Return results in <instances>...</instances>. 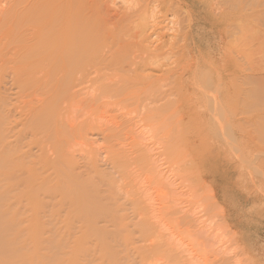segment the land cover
<instances>
[{
    "label": "bare ground",
    "instance_id": "1",
    "mask_svg": "<svg viewBox=\"0 0 264 264\" xmlns=\"http://www.w3.org/2000/svg\"><path fill=\"white\" fill-rule=\"evenodd\" d=\"M114 1L116 4L117 0H6V6L0 1V215L3 217L5 216L4 218L10 216V221H8V223L5 222L6 225L9 224V227L6 226V229L4 228L5 231L7 228H10L11 232L12 228V232L14 229V231L16 230L19 233H23L21 234V237H23L22 239H24L23 235H25V238L28 237L26 235H29V237H35L31 243L32 245L34 244L37 246V248L42 247L41 249L44 251L42 256L43 264H134L136 257L126 253V248L125 251L120 249L121 243H123V241L124 243L128 242L129 240L128 238L127 241L121 238V236L124 238L123 235H125L126 229L129 227V224L125 223L126 220L130 218L128 214L129 210L131 211H129L131 215H141L143 220L140 216L138 217L139 222L142 220L138 224L139 227H141L142 231L145 233H151L148 236L149 239L153 238L152 241H148L151 243V246L145 248V251L141 252V257H150L154 254H157L158 256L153 260L154 263L147 264H157V262L159 264L160 261L165 260H172L173 262H171L173 264H182L181 262H183L182 260H179L181 257L180 254L182 253L178 256L175 254L177 253V248L179 249L177 246L180 244L173 246L174 244L170 243L173 241L172 239H170V242L167 241V234L165 235L166 240L161 238L162 235L160 234L163 232L162 229H165L166 227L163 228L164 226H162V229H160V225L158 224L159 221H154L157 215L154 212L155 208L153 205H150L152 198L151 196L146 195L148 192L144 191V188L141 185L143 181L140 183L144 178L141 179V177L147 175L145 178L151 180V186L156 182V187H158V185L160 188L162 187L161 193L164 195L162 184L165 183V180L163 181V179H161V172H159L157 166H154L153 164L157 162L153 161V156L150 155L151 152H149V149L150 151L152 150L150 147L152 146L150 140V146L146 145V142L143 140V144H141L140 141L142 138L140 139L136 132H134V136L132 135V129L135 127L132 125L133 128H131L130 122L133 120L130 121L127 119L131 132L129 131L130 128L126 126L128 128L127 131H129L126 134V128L123 129L126 121H121V123H124L121 125L119 124L121 119L119 120L120 117H118L119 123H115L117 121V116H120V114L123 116V113H118L116 117V114H114L113 117H111V120L112 118L115 119L110 121V115H108V113L111 112L110 114L112 115V112H117L114 111V107L115 109L116 107H121L123 108V111L125 110L124 108H128L129 106L132 108L133 106L134 108H139V112L142 109V112H140L139 115L142 120L147 121L149 127L152 124L151 128L153 126L155 128L156 125V127L160 129V133L164 129L162 132L164 135H161L163 138L161 137V141H158L159 143H157L163 148V152L172 153L173 151H180V149L181 151H194L201 162L207 165L208 168H206L209 171L208 178L212 180L211 182H230L236 177L229 175L232 168L235 169L238 165H231L222 157L223 152L229 150L234 151V149L237 148V143H239L236 133L241 126V121L238 119L240 104L237 98V82L231 77V72H233L235 68L233 61L235 60L236 55L234 56L229 52L227 42L223 39L221 31H218L216 27L210 24L211 22L220 19V17L216 16L217 10L208 13L206 10L201 9L197 3H190V5H187V11L185 10L187 12L185 13L188 14V17L190 18V25L188 28L185 27V30H178V34H175V37L182 36L183 44L181 45V51L183 58L180 61L181 65L179 66L182 67H180L181 70L183 69L185 71L184 74L188 77L187 80H195L198 77L197 80H200L201 78V81H204L205 84H208L209 80L212 85V81H210L212 79L215 82L214 86L212 85L213 87H210V89L208 87L204 89L206 85L203 87L198 86V89L194 92L189 87H183L180 89V96L185 94L188 95L187 100H189V103L184 106V103L176 104V101L174 102V99L172 98L173 96L175 98V91L172 86V76L174 75L171 59L172 54L161 53L162 51H160L161 48H159V46H149L147 47L148 50H145L146 53H144V59H146L147 62L144 60L145 64H142L141 62V65H139L138 62L135 61V58L139 57H132V55L134 50V55H136V44L138 45V42L146 35L143 32L141 33V36L139 34V36L137 35L134 37L135 32L133 31L130 33H133V37L128 38V32L133 30L132 19L134 18L135 13L139 14V8L138 10L134 9L137 10V12L130 13L129 9L126 10V5L129 8L130 4L128 6V3L126 2V5L124 4L125 8L123 4V7L120 6L117 8ZM122 1L124 2V0ZM171 1L172 0H168L165 3L168 4ZM135 2L133 1L132 3ZM155 2H160V0L154 2L153 0H150V3H147L145 7L149 9L151 6L153 7ZM176 2L180 1L176 0ZM247 2L249 3V0ZM111 4H114L115 7L111 6ZM240 4L241 3H239V5ZM131 5L133 7V4ZM162 5L160 4V7ZM250 5L251 4H248L247 7ZM143 10H141V12H144ZM177 12L179 11L177 10ZM137 14L135 17H137ZM219 15L222 16V14ZM138 16L141 17L140 14ZM139 17H137L138 20ZM137 18H134L136 22ZM143 18L145 19V16ZM144 19L141 23L144 22ZM162 23H158L156 28L159 30H171L169 25H164L165 22ZM185 23L187 22L185 21ZM137 24L136 25L139 28L140 21L137 22ZM242 24L240 25L241 28L239 27V31L240 29L243 31ZM136 25L135 31L137 32L139 29H137ZM144 25L146 27L148 24L144 23ZM244 25H246V23H244ZM129 26H132V29H128L130 28ZM147 27L150 28V26ZM247 27L250 26L248 25ZM141 28H143V26H141ZM230 29L232 28L230 27ZM236 29L235 32H237ZM149 33L151 35V32ZM126 36L133 44L138 41L134 46L131 43V49L128 48L131 44L128 43L129 40L126 39ZM175 37L169 39V43L173 41ZM131 38H138L140 40L132 41L133 39ZM234 40H237V38ZM142 42H140L138 51L139 56L140 52L144 51V42L143 44ZM146 42H148L147 39ZM248 46L249 45H247V47ZM127 49L128 54L131 53L132 55L127 54ZM129 50H132L133 53ZM239 56L240 55L238 54V57ZM251 57L252 56L249 57V60ZM139 59L140 60H137H143L142 58ZM241 59L242 58H240V60ZM207 65L210 67V79H207L209 78L208 75H210L208 72L209 70H204L202 72V69H207ZM151 67H155V70L159 69L164 73L162 79L157 81V74L155 75L153 72L151 74L146 71L148 68L151 69ZM141 69L147 73L144 75L140 74L141 72L139 73V71ZM198 70L199 73L202 72V74L205 73V75L206 72L208 73L205 80L203 79L205 76H197ZM160 75L161 73L159 74V77ZM231 78L232 81L227 83L226 81ZM249 80L251 81V79ZM196 81L194 82L196 83ZM192 83L189 84L190 87L194 85ZM243 84L245 86V83ZM112 107L113 111H110L109 109ZM127 108L125 112H129V109H132L128 108L127 110ZM118 111L120 112L121 110ZM132 113L129 112V114ZM134 113L138 115V111H135V109ZM106 114L109 117L108 119L105 117ZM125 114L128 113H124V116ZM133 114L131 119H133V117L140 118L135 115L133 116ZM176 114H183L186 117L194 115L197 121L195 129L187 133H182L183 130L181 126L179 128L177 127L180 125H177L178 121H176V126H174L175 123L173 119L177 117ZM137 118L134 120L137 121ZM139 121L141 122V120ZM143 123L144 122H142V124ZM157 123L159 125H157ZM160 127L163 129L161 130ZM139 129L138 131H140ZM153 130L154 129H152V131ZM94 131L103 135L105 144L103 145L102 142L101 145L104 147L100 145L98 147V140L96 144L93 143L96 140H92L93 142L90 141L89 136L92 135ZM252 132H255V128L251 133ZM156 134L159 133H155L153 139H160V136L158 137ZM224 134H227V138L229 135L233 140L224 141ZM252 135L254 136L255 134ZM262 135H264V132ZM132 136L136 139L138 137L140 141L133 139ZM155 136L157 138H155ZM259 136L261 137V135ZM147 137L149 136L147 135ZM221 140H223L224 143L227 142L225 143V146H222L223 143ZM152 142L151 139V143ZM201 143H204L203 149L201 148ZM153 144H156V142L154 141ZM241 144L243 145L244 142ZM156 146L153 145L154 148ZM209 147L212 148L209 149ZM238 149H240V147ZM161 152L162 151H160V153ZM236 152L234 156L239 153V150L238 153ZM241 153H239L240 155H237V158L238 156L241 157L243 154ZM154 154L153 151V155ZM242 157H244V155H242ZM259 157L257 156V159H259ZM244 159H246V157ZM251 160L249 164L250 166L252 165ZM177 162H172V171H177L173 169L174 164ZM183 162L184 161H182V164ZM100 163L105 164L106 166L111 165L110 172L101 170ZM241 164L243 163L241 162ZM243 165H245V161ZM254 165L255 162L253 160V170L258 169L259 173L264 171V165L257 167ZM169 168L170 167H168V169ZM245 168L243 167V169ZM189 172L192 174L191 170ZM255 172L257 174V171ZM160 174L161 177H159ZM247 174L248 173L246 172L245 175L247 176ZM252 174L254 177H250L251 173L249 176L251 178H249V180L251 181L258 175H255L254 172ZM175 175H177L176 172ZM173 176L174 175H172V177ZM176 178L178 179V177ZM183 178H186V176L182 177V180ZM192 178H194V180L196 179L193 176ZM164 179H166V177ZM188 180L190 182V179ZM246 180H248V177ZM152 181L154 182L153 184ZM184 181L186 182V179H184ZM196 181L197 180H195V182ZM195 182L193 181V184ZM242 184L241 188H237V185H233L234 188L231 189L233 192H231L234 193V195L236 194V191L237 193L241 192V195L246 201L247 199L254 200L252 210L250 211L252 213L251 216L262 220V223L260 224L256 222L257 225H255L254 229L259 231L260 229L264 230V182H256L253 184L254 186L252 189L245 186V183ZM164 185L166 186V183ZM196 185L194 187H196ZM220 185L218 184V186ZM156 187L155 190L157 189ZM168 187L169 188L166 186L165 188L167 190H165L166 193H168V189H171L170 185ZM215 188H217V185ZM193 189L194 188H192V190ZM152 193L153 192H150V194ZM219 193H221V196L223 195L225 197L227 192H221L219 190ZM203 194L201 195L203 196ZM169 195L171 196V194ZM169 195L164 196L167 198ZM145 196L146 198H151L150 202L148 199L150 206L145 201ZM158 199V201H160L161 197H158ZM176 199H174V201ZM206 199L207 202L211 200H208V198ZM170 201L172 200L170 199ZM180 202L177 204H180ZM203 202L202 199L200 206ZM165 203L162 202V205ZM192 204H190L191 208L193 206ZM208 204L207 206L210 208V204ZM184 207L182 208L183 211ZM163 209H165V212H167L166 210L172 212V208L168 206L167 203L163 206ZM219 209L217 208V211H219ZM202 210H204V206L201 211ZM210 210L214 215V208H210ZM229 210L231 211V209ZM162 212L163 210H161L160 214H162ZM197 212H200V210ZM233 212H235V210ZM173 213L175 212L173 211ZM188 213L189 212L186 214ZM209 213L207 212L206 214L205 212L204 216L206 217L207 215L209 218ZM165 214L166 213H163V215ZM178 214L181 215L182 212H178ZM200 216H197V218ZM231 216L228 215V218L225 220L233 230L235 229V222H242H239L238 220V218H240L239 215H235L236 217L234 218ZM190 217L192 218V216ZM131 218L133 219V216ZM131 218L129 222L133 223ZM174 218L173 221L175 222L176 216ZM206 218H203L204 221H207ZM230 218L233 219L230 221ZM214 219L212 218V220ZM173 221L172 223L174 224ZM155 222L159 225L158 228L162 230V232H160L158 229L160 232L159 234L156 231L157 225ZM186 222L188 224L187 228L184 227L185 231L188 229L190 223L187 219ZM198 222L200 223L201 221ZM251 222H253L252 218ZM133 224L135 226V223ZM215 225L217 224L214 223L213 226ZM134 226L132 225V227ZM2 230L3 229H1V231ZM128 230L130 232L131 229ZM185 231L181 237L185 235ZM192 232L195 233V229ZM13 234H15V232H13ZM132 235L131 239L134 238V235ZM174 236L176 235L174 234ZM192 238L194 239V237ZM233 239L234 238H232V241H235ZM15 241L17 243V240ZM229 241L231 240L228 239L227 242ZM232 241L231 243L233 244L234 242ZM256 241L258 244H264V239H261L260 237ZM21 242V239H18L20 245L15 243V246H18L19 249L22 244ZM175 242H177V240ZM24 243L31 244L29 240H25ZM124 243L122 248H124ZM5 244L7 245V243ZM28 244L26 248H28ZM200 244L201 243H198V245ZM131 245L133 247L134 244ZM169 246H172L173 248L171 247L170 249ZM237 246L238 245L236 244V247ZM255 246L257 247V245ZM18 247L16 250H18ZM212 247L216 249L214 244ZM229 247L230 246H228V249L232 246ZM192 248L195 247L192 245ZM233 249L232 251L230 250L231 254ZM204 250L205 249H203V253ZM128 251H130V246ZM172 251L174 255L172 254ZM220 251H222V247ZM258 251L255 250L252 252L251 250L249 260L254 264H264V261L260 262L264 260V254ZM224 252L225 250L223 253ZM235 252L234 249V255ZM205 253L207 254V252ZM201 254L202 252L198 253V255L202 256ZM212 255L217 257V255ZM182 256H184V258L186 257V255ZM186 258L188 259L190 257ZM203 259L204 258H202V260ZM230 259L232 258H229L228 261H230ZM255 260H257L258 263ZM207 261L212 262L213 264H217V262L220 264L219 260L213 262L208 259ZM224 261L223 263H225ZM242 261L239 263L241 264ZM245 262H248V260ZM197 263H199V261ZM225 264L228 263L226 262Z\"/></svg>",
    "mask_w": 264,
    "mask_h": 264
},
{
    "label": "rangeland",
    "instance_id": "2",
    "mask_svg": "<svg viewBox=\"0 0 264 264\" xmlns=\"http://www.w3.org/2000/svg\"><path fill=\"white\" fill-rule=\"evenodd\" d=\"M0 1H2V3H4L3 5L4 6H6V0H0ZM7 1H9V0H7ZM122 0H117V2H116V4H115V1H114V4H115V6L118 8V7H123L124 6V8H125V5H126V2L128 3V6H129V4H130V7H132V5L131 4H133V7L132 8H128L127 7V5H126V10L127 9H129V12L130 13H135V12H137V10H138V8H139V10H138V13L140 14V16L141 17H139L138 15L139 14H137V13H135L134 14V18L136 19L137 17H139V20H138V18H137V22H139L140 21V25L141 26H143V28H141V26L139 25V28H138V24H137V22H136V20H134V18L132 19V26H133V30H131L130 32H128L129 33V36H128V38H130V37H133V33L132 34H130L131 32H135V34H134V37H136L137 35L139 36V34H140V36H141V33H145V37L143 38V39H141V41H137L138 42V45L136 44L137 42H135L134 44H136V50H137V52H136V55H134L135 54V50H134V53H133V51L131 50H129L130 52H132L133 53V55L130 53V54H128V49H127V54L128 55H132V57H139V58H142L143 60L142 61H138V60H140L139 58H135V61L136 62H138V64L139 65H141V62H142V64H145V62H147V60L146 59H144L145 57V54L144 53H146V51L148 50V48L147 47H151V46H156V47H158L159 46V48H161L160 49V51H162L161 53H164V54H166V53H170V54H172V56H171V59H172V68H173V73H174V75L172 76L173 77V82H172V86L174 87V91H175V98H174V96L172 97L173 99H174V102L176 101V104L177 103H184V106L187 104V103H189L188 101L189 100H187V98H188V95H182V96H180V92H179V90L180 89H182L183 87H185V88H187V87H189L191 90H193V92L195 91V90H197L198 89V86L199 87H203L204 85H206V87H204V89H206L207 87L210 89V87L212 88L213 86H214V84H215V82L213 81V79L212 80H210V81H212V85L210 84V82H209V80H208V84H205L204 83V81H201V78H200V80L198 79L197 80V76H200V77H204L205 76V78H203L204 80L207 78V76L206 75H208V73L206 72V75H205V73H203L202 74V72L205 70V71H207V70H209L210 69V67L207 65V69H202V72L201 73H199V70H198V72H197V78L195 79V80H187L188 79V77H186V74H184L185 73V71L182 69H180V67L181 66H179V65H181L180 64V61L182 60V58H183V56H182V51H181V45L183 44V42H182V36H177V37H175L177 34H178V30H181V29H186V28H188L189 27V25H190V23H189V17H188V14H186L187 12V5H190V3H197L198 5H199V7H201V9H204V10H206V12H210V11H214V10H217L216 11V13H217V17H220V19H218V20H216L215 22H211L210 24L212 25V26H214V27H216V29L218 30V31H221V33H222V36H223V39H225L226 40V42H227V48H228V50H229V52L230 53H232L234 56L236 55V57H235V60L233 61L234 62V71L233 72H231V77L237 82V84H236V89H237V92H238V102H239V104H240V107H239V110H238V113H239V115H238V119L241 121V126H240V129H239V131L236 133V135H237V138L239 139L238 140V142L239 143H237V148H235L234 149V151L233 150H229V151H227V152H223L222 153V157L226 160V161H228L231 165H238L235 169L234 168H232L231 166V168H232V170H231V172H230V175L229 176H236L235 177V179H233V181H220V182H211L212 180L210 179V178H208L209 176V171L207 170V165L206 164H204V163H202L201 162V160L197 157V155L195 154V152L194 151H192V150H182L181 151V149H180V151L178 152H176V151H173L172 153H164L163 152V148H161L160 146H159V144H157V143H159L160 141H161V135H164V133H162L163 132V128L162 127H160L161 128V133H160V129H158L157 127H156V125H155V128H154V126L151 128V126H152V124H151V126L149 127V125L147 124V121L146 120H142L141 119V116L139 115L140 114V112H142V109L140 110V112H139V108H134V106H133V108L131 107V106H129L128 108H132L133 109V113H134V109H135V111L137 110L138 111V115H136L137 114V112H136V114L134 113H132V109H129L130 111L129 112H131L132 114H133V116L135 115V116H138V117H140V118H137V117H133V119H131L132 118V114H129V112H125V110H126V108H124L125 110L123 111V108H121V107H116V109H115V107H114V111H117L116 113L114 112H112V115L110 114L111 112H109L108 113V115H110V121H112V120H114L113 118H112V120H111V117H113V115L114 114H116L115 115V117L118 115V113H123L122 115L123 116H121V114H120V116H117V121L115 122V123H119V121H118V117H120L119 118V120H120V123L119 124H124L123 122L121 123V121H126V123H125V125H124V127H123V129H125L126 128V130H125V133L127 134L130 130H131V128H133V127H135V128H133L132 129V135L134 136V132H136V134L138 135V137L141 139V141L139 140V138L137 137V139L135 138V137H133L132 136V138L133 139H135V140H139L140 142H141V144H143L142 142L144 141V142H146L145 144L146 145H149V140H150V144L152 145V146H150L151 147V151H150V149H149V152H151V154L150 155H152L153 157V161H156L157 163H153L154 164V166L156 165L157 166V169H158V171L159 172H161V174H162V177H161V174L159 175V177H161V179H163V181L165 180V183H166V186H167V188H169L168 186L170 185V187H171V192H170V190L168 189V193H166L165 192V188H166V186L164 185V184H162L163 185V189H164V191H163V193H164V195H169V194H171V196L169 195V196H167V198L161 193L162 192V187L160 188L159 187V185H158V187H156V182H155V184H153L154 182L152 181V186H151V180L149 179V180H147V178H145L146 176H142L141 177V181H140V183H141V185H142V187L144 188V191H146V192H148V194H146L147 196L149 195V196H151V198H146V196L144 197L145 198V201L148 203V205H149V202L152 200V202H150V205H153V207L155 208V210L157 211H155L154 210V212H155V214L157 215V217L159 218H155V220L154 221H159V225H160V229H162V226H164L163 228H165V229H162L163 230V232H162V230H160L159 228H158V224H156L157 222H155V224L157 225L156 226V228H157V232H158V234L160 233V232H162L160 235H162V237L161 238H164V240H166L167 239V241L168 242H170L171 240L170 239H172L173 241H171L170 243L171 244H174L173 246H177V245H179V246H177V247H179V249L177 248V253H175L177 256L180 254V253H182V254H180V259L179 260H182L183 262H185V263H183V262H181L182 264H213L212 262H209V261H207L208 259L209 260H212L213 262H217V260H219V262H220V264L222 263V264H225L226 262L228 263V264H230V261H231V264H238L240 261H242V263L241 264H244V262L245 261H247L248 260V262H249V264H254L253 262H251L249 259V254H250V251L252 250V252H254L255 250H259L261 253H263L264 254V244H258L257 243V239H259V237L261 238V239H264V230H261L260 229V231L259 230H256V229H254L255 228V225H257V223H262V220L261 219H257V218H253L251 215H252V213L250 212L251 210H252V205H253V203H254V200L253 199H247V201L245 200V198L241 195V192L240 193H237V191H236V194L234 195V193H232L233 191L231 190L232 188H234V186H236L237 185V188H241V185H243L242 183H245L244 185L245 186H247V187H249V188H251L252 189V187L254 186L253 184H255L256 182H258V181H260V182H264V171L262 172V173H259V171H258V169L256 170H253V160H254V162H255V165H256V167L257 166H260V165H264V162H263V160H264V135H262L263 134V132H264V0H249V3L247 2L248 0H231V1H229V0H178V1H180V2H176V0H172L171 2H169L168 4H166L165 2L166 1H168V0H160V2H155V4L154 3H151V4H154L153 5V7L151 6V8H149V9H147L146 7H145V5L147 4V3H150V0H142V2H141V0H136V2H135V0H131V1H129V0H124V2L122 1ZM135 2L136 3V5H135V3H132V2ZM146 1V2H145ZM154 1H157V0H153V2ZM224 1V2H223ZM244 2V4H243V2ZM130 2V3H129ZM139 2V3H138ZM220 2V3H219ZM223 2V3H222ZM137 3H138V5H137ZM145 3V4H144ZM177 3H179V4H177ZM234 5H233V4ZM238 3V4H237ZM239 3H241L240 5H239ZM251 4L249 7H247L248 6V4ZM114 4H111V6H114ZM122 4H123V6H122ZM125 4V5H124ZM160 4L162 5L161 7H160ZM181 4H182V6H181ZM222 5V6H221ZM231 5H232V7H231ZM236 5V6H235ZM114 6V7H115ZM135 6V7H134ZM140 6H141V10H143L144 12H141V10H140ZM175 6V7H174ZM252 6V7H251ZM155 7V8H154ZM173 7V8H172ZM182 7H183V9H182ZM221 7V8H220ZM223 7H225V8H227V9H225V8H223ZM231 7V8H230ZM165 8V9H164ZM220 8V9H219ZM134 9H137V10H133ZM221 9H222V11H221ZM229 9V10H228ZM131 10V11H130ZM177 10L179 11V12H177ZM182 10V11H181ZM186 10V11H185ZM219 10V11H218ZM183 11H184V13H183ZM249 11H250V13H249ZM252 11V12H251ZM186 12V13H185ZM173 13V14H172ZM178 13V14H177ZM248 13V14H247ZM136 14H137V17H135L136 16ZM142 14H143V17L145 16V19L142 17ZM219 14H222V16H220ZM239 16V17H238ZM185 17V18H184ZM141 18V19H140ZM144 19V22H142L141 23V21ZM161 19V20H160ZM149 20V21H148ZM181 20H182V22H181ZM187 22V23H185V21ZM251 20V21H250ZM240 21V22H239ZM242 21V22H241ZM135 22V23H134ZM162 22H165L164 23V25H169V28L171 29L170 31H168L167 29L166 30H159L158 28H156V25H158V23H162ZM246 23V25H244V23ZM144 23L145 24H148V25H146V27H145V25H144ZM155 23V24H154ZM157 23V24H156ZM240 23V24H239ZM243 23V24H242ZM137 24V25H136ZM152 24V25H151ZM163 24V23H162ZM242 24V27H243V31L240 29V31L242 32H240L239 31V27L241 28V25ZM250 26V27H247L248 25ZM135 25L137 26V29H139L137 32L135 31L136 30V27H135ZM231 25V26H230ZM132 26L130 27V28H128V29H132ZM147 26H150V28L149 27H147ZM183 26V27H182ZM134 27H135V29H134ZM186 27V28H185ZM230 27L232 28V29H230ZM154 28V29H153ZM237 28V29H236ZM245 28V29H244ZM140 29H142V30H140ZM146 29V30H145ZM149 29V30H148ZM153 30V34H152V30ZM155 29H157V30H155ZM235 29L237 30V32H235ZM145 30V31H144ZM125 31V30H124ZM149 32H151V35H150V33ZM169 32V33H168ZM125 33V32H124ZM148 33V34H147ZM238 33V34H237ZM176 34V35H175ZM236 34V35H235ZM144 35V34H143ZM161 35V36H160ZM166 35V36H165ZM174 35V36H173ZM148 36H149V38H148ZM167 37V38H166ZM172 37H175L174 38V40L173 41H171L170 43H169V39H173ZM235 37V38H234ZM127 38V36H126V39L127 40H129L128 41V43H132L131 42V40L130 39H128ZM141 38V37H140ZM147 39V41L148 42H146V39ZM237 38V40H234V39H236ZM125 39V38H124ZM125 39V40H126ZM131 39H133L132 41H134V40H140V39H135V38H131ZM145 39V40H144ZM159 39V40H158ZM167 39H168V41H167ZM152 40H153V42H152ZM144 42V45H143V49H144V51H142V52H140V56H139V47H140V42ZM235 41H236V43H235ZM143 42H142V44H143ZM127 43V44H128ZM147 43H149V44H147ZM133 44V43H132ZM132 44L130 45V47H128L129 49H131V46H132ZM134 44H133V46H134ZM147 46H146V45ZM166 44V45H165ZM171 44V45H170ZM237 44V45H236ZM170 45V46H169ZM236 45V46H235ZM247 45H249L248 47H247ZM128 46H129V44H128ZM138 46V47H137ZM167 46V47H166ZM172 46V47H171ZM245 46H246V48H245ZM252 46V47H251ZM142 48V47H141ZM168 48V49H167ZM253 48V49H252ZM132 49H133V47H132ZM134 49H135V47H134ZM153 49V48H152ZM167 49V50H166ZM146 50V51H145ZM250 50V51H249ZM252 51V52H251ZM246 52V53H245ZM248 52H249V54H248ZM253 53V54H252ZM126 54V55H127ZM142 54H144V55H142ZM238 54L240 55L239 57H238ZM248 55V56H247ZM125 56V55H124ZM147 56V55H146ZM243 56V57H242ZM250 56H252L251 58H250V60H249V57ZM246 57H247V59H246ZM240 58H242L241 60H240ZM243 58H244V60H243ZM138 59V60H137ZM144 60H145V62H144ZM247 60H249V61H247ZM202 62V61H201ZM182 68V67H181ZM251 68V69H250ZM250 69V70H249ZM142 70V69H141ZM139 71V73L140 74H142V75H144L145 73H151L152 74V72H153V74H157L156 76L158 77V78H156V80L158 81V80H160V79H162V75L164 74L161 70H159V69H156L155 70V67L153 68V67H151V69L150 68H148L145 72L143 71ZM158 72H159V74L161 73V75H160V77H159V74H158ZM209 73H210V75H208V77L210 76L211 77V72H210V70L208 71ZM179 73V74H178ZM199 74H202V75H199ZM250 75V76H249ZM185 77V78H184ZM210 77L209 78H207V79H210ZM250 77V78H249ZM184 78V79H183ZM232 78L231 79H228V81H226L227 83H230L231 81H232ZM182 79V80H181ZM249 79H251V81L249 80ZM184 80V81H183ZM185 80H186V84H185ZM198 82H197V81ZM194 81H196V83L194 82ZM200 81V82H199ZM251 83H250V82ZM193 82V83H192ZM194 84L192 87H190L189 86V84ZM197 83H198V85H197ZM202 83H203V85H202ZM243 83H245V86H244V84ZM253 83V84H252ZM247 84V85H246ZM183 85H185V86H183ZM195 85H197V86H195ZM142 87V86H141ZM144 87V86H143ZM196 88V89H195ZM246 89V90H245ZM250 90V91H249ZM252 91V92H251ZM252 94V95H251ZM189 95H190V93H189ZM191 95H192V93H191ZM191 97V96H190ZM251 97V98H250ZM172 99V100H173ZM176 99V100H175ZM136 106V105H135ZM118 108H120V109H118ZM128 108H127V110H128ZM143 108V107H142ZM121 110L120 112L118 111V110ZM110 111H113V107L111 108V109H109ZM124 113H128V114H125V116H124ZM177 115V117L175 118V119H173L174 120V123H175V125L174 126H176V121H178L177 122V125L178 124H180L179 126H177L178 128L181 126V128H182V130H183V132L181 131V129H180V131L182 132V133H187V132H190V131H192L193 129H195V127L197 126V121H196V117L193 115V116H191V117H186V116H184L183 114H176ZM128 116V117H127ZM143 116V115H142ZM105 117H107V119L109 118L108 116H107V114H106V116ZM122 117V118H121ZM125 117V118H124ZM127 117V118H126ZM136 118H137V121H135L136 120ZM133 120V121H129L131 124V128L129 127L130 125H128L129 123H127V121L128 120ZM135 119V120H134ZM139 120H141V122L139 121ZM140 124H139V123ZM142 122H144L143 124H142ZM244 122V123H243ZM246 122H247V124H246ZM149 123H151V122H149ZM127 124V125H126ZM137 126H136V125ZM147 124V125H146ZM246 124V125H245ZM252 124V125H251ZM132 125H134L133 127H132ZM145 125H146V127H145ZM157 125H159L158 123H157ZM129 127L130 129H129V131H127L128 130V128L127 127ZM252 126H254V127H252ZM139 127H140V129H139ZM177 127H175V128H177ZM137 128V129H136ZM151 128V129H150ZM250 128V129H249ZM252 128H253V130H252ZM254 128H255V132H252L251 133V131H254ZM138 129L142 132H140V131H138ZM149 129V130H148ZM152 129H154L153 131H152ZM127 131V132H126ZM152 133H150V132ZM131 132V131H130ZM148 132H149V134H148ZM155 133H159V134H156V135H158V137L160 138V139H158L156 136H155V138H157V140L156 139H153V136H154V134ZM131 134V133H130ZM145 134H147L149 137H147V135H145ZM180 134V133H179ZM242 136H241V135ZM252 134H255L254 136L252 135ZM136 135V136H137ZM141 135V136H140ZM143 135V136H142ZM181 135V134H180ZM225 135V140L224 141H232L233 139L232 138H230L229 137V135H228V138H227V134H224ZM259 135H261V137L259 136ZM131 136V135H130ZM90 138V141H94V140H96V141H92L93 143H97V140H98V147H99V145L100 146H102L101 145V143L103 142V145L105 144V141H104V139H103V135L101 134V133H98L97 131H94L93 133H92V135H90L89 136ZM256 137V138H255ZM163 138V137H162ZM230 138V139H229ZM151 139H152V143H151ZM143 140V141H142ZM127 141H130V140H127ZM154 141L156 142V144H153L154 143ZM159 141V142H158ZM222 141V143L224 144H222V146H225V143H227V142H225L224 143V141L223 140H221ZM263 141V142H262ZM242 142H244V144L242 145L241 143ZM148 143V144H147ZM204 143H201V148L203 149L204 148V145H203ZM94 145V144H93ZM153 145H157L155 148L153 147ZM95 146V145H94ZM95 147H97V146H95ZM102 147H104V146H102ZM240 147V149H238ZM210 148H212V147H209V149ZM239 150V153H241L242 155H244V157H242V155H241V157H239L238 156V158H237V155H240L239 153H238V150ZM242 149V150H241ZM241 150V151H240ZM153 151H154V155H153ZM160 151H162L161 153H160ZM185 151V152H184ZM232 151V152H231ZM237 151V152H236ZM249 151V152H248ZM253 151V152H252ZM157 152V153H156ZM235 152L236 153H238L236 156H234V154H235ZM247 152H248V154H247ZM256 152H257V154H256ZM259 153H260V155H259ZM157 154V155H156ZM161 154V155H160ZM250 154V155H249ZM256 154V155H255ZM176 155V156H175ZM248 155V156H247ZM253 156H255V157H253ZM257 156L259 157V159H257ZM156 157H158V158H156ZM165 157H167V158H165ZM184 157H185V160H184ZM187 157V158H186ZM233 157V158H232ZM246 157V159H244ZM176 158H177V160H176ZM240 158H241V160H240ZM251 158H252V160H251ZM255 158V159H254ZM157 159V160H156ZM235 159V160H234ZM240 161H239V160ZM249 159V160H248ZM188 160V161H187ZM250 160L252 161V167L249 165L250 164ZM170 161V162H169ZM177 162V163H175L174 164V167H173V169H175V170H177V171H172V162ZM182 161H184L183 162V164H182ZM244 161H245V165H247V166H245V165H243L244 164ZM168 162H169V165H168ZM186 162V163H185ZM194 162H195V164H194ZM241 162L243 163V164H241ZM166 163V164H165ZM201 163V164H200ZM233 163V164H232ZM101 164V163H100ZM159 164V165H158ZM161 164V165H160ZM171 164V165H170ZM180 164H181V166H180ZM179 165V166H178ZM198 165V166H197ZM248 165H249V168H248ZM254 165V166H255ZM159 166V167H158ZM162 166V167H161ZM170 167L169 169H168V167ZM177 166V167H176ZM181 167V168H180ZM184 167V168H183ZM200 167V168H199ZM202 167H203V169H202ZM207 167V168H206ZM243 167L246 169H243ZM189 168V169H188ZM255 168V167H254ZM101 170H103V171H107V172H110V169H111V165H105V164H101V168H100ZM106 169V170H105ZM161 169V170H160ZM171 169V170H170ZM187 169V170H186ZM202 169V170H201ZM234 169V170H233ZM191 170V172H192V174L189 172ZM164 171H165V173H164ZM171 171V172H170ZM188 171V172H187ZM255 171H257V174H256V172ZM175 172H176V174L177 175H175ZM222 172H223V169H222ZM243 172H244V174H243ZM248 173L247 174V176L245 175V173ZM254 172V174L255 175H257L256 177H255V179L254 180H256V181H254L253 179H252V181L251 180H249V178L251 177H254V175L252 174ZM184 173V174H183ZM234 173V174H233ZM250 173H251V176H250ZM143 174H144V172H143ZM166 174V175H165ZM169 174V175H168ZM224 174H225V172H224ZM260 174V175H259ZM172 175H174L173 177H172ZM182 175V176H181ZM186 176V178H183V180H182V177H185ZM191 175V176H190ZM163 176H164V178L166 177V179H164L163 178ZM169 178H168V177ZM187 176H188V178H187ZM192 176L193 177H195L196 179L195 180H197L196 182H195V180H194V178H192ZM250 176V177H249ZM176 177H178V179L176 178ZM181 178V180H180V178ZM190 177V178H189ZM248 177V180H246V178ZM149 178V177H148ZM232 178V177H231ZM241 178V179H240ZM250 178V179H251ZM169 179V180H168ZM177 179V180H176ZM184 179H186V182L184 181ZM188 179H190V182H189V180ZM243 179V180H242ZM245 180V181H244ZM169 181V182H168ZM192 181V182H191ZM193 181L197 184H193ZM236 181H238V182H236ZM254 181V182H253ZM145 182V183H144ZM147 182V183H146ZM189 182V183H188ZM163 183V182H162ZM171 183V184H170ZM232 183V184H231ZM174 184H175V186H174ZM193 186H192V185ZM218 184L220 185V186H218ZM144 185V186H143ZM161 185V186H162ZM186 185V186H185ZM189 185H190V187H189ZM196 185V187H194ZM216 185H217V188H215L216 187ZM224 185H227V186H224ZM233 187H232V186ZM154 186V187H153ZM178 186V187H177ZM180 186V187H179ZM191 186H192V188H194L193 190H192V188H191ZM206 186H207V188H206ZM228 186H229V188H228ZM231 186V187H230ZM152 187H153V189H152ZM155 187L158 189V191H157V189L155 190ZM147 188V189H146ZM172 188H173V190H172ZM181 188V189H180ZM190 188H191V190H190ZM209 188V189H208ZM223 188V189H222ZM146 189V190H145ZM159 189H160V191H159ZM199 191H198V190ZM201 189H202V191H201ZM208 189V190H207ZM215 189V190H214ZM217 189V190H216ZM184 190H185V193H184ZM190 190V191H189ZM207 190V191H206ZM219 190L222 192V191H226L227 193H226V196L224 197L223 195L221 196V193H219ZM167 191V190H166ZM181 191V192H180ZM187 191V192H186ZM196 191H197V194H196ZM201 191V192H200ZM210 193H209V192ZM232 191V192H231ZM150 192H153L154 193V195H153V193L152 194H150ZM180 192V193H179ZM192 192V193H191ZM166 193V194H165ZM173 193V194H172ZM175 193V194H174ZM187 193V194H186ZM193 193H195V194H193ZM198 193H200V194H198ZM204 193V194H203ZM218 193H219V195H218ZM160 196H159V195ZM193 194V195H192ZM201 194H203V196L201 195ZM179 195V196H178ZM199 195H201V196H199ZM176 196H178V197H176ZM182 196H183V198H182ZM205 196H207V197H205ZM211 198H210V197ZM218 196H219V198H218ZM158 197L160 198L161 197V199H160V201H158L159 199H158ZM181 197V198H180ZM201 197V198H200ZM229 197V198H228ZM165 198V199H164ZM177 198V199H176ZM190 198H192V199H190ZM206 198H208V200L209 199H211V200H209V202H207V199ZM239 198V199H238ZM147 199V200H146ZM148 199H149V202H148ZM151 199V200H150ZM168 199V200H167ZM170 199L172 200V201H170ZM174 199H176L175 201H174ZM178 199H179V201H178ZM198 199V200H197ZM202 199H203V203H202V205L200 206V202L202 201ZM213 199V200H212ZM206 200V201H205ZM215 200V201H214ZM225 200V201H224ZM144 201V202H145ZM174 201V202H173ZM177 201V202H176ZM181 201V202H180ZM186 201V202H185ZM240 201V202H239ZM162 202L163 203H167V205L168 206H170L171 208H172V212L171 211H168V210H166L167 212H165V209H163V206L166 204H164V205H162ZM180 202V204H177V203H179ZM185 202V203H184ZM193 204H192V203ZM194 202H195V204H194ZM207 202V203H206ZM232 202V203H231ZM242 202V203H241ZM248 202H249V204H248ZM175 203H176V205H175ZM184 203V204H183ZM189 203V204H188ZM198 203H199V205H198ZM210 205H209V204ZM221 203V204H220ZM231 203V204H230ZM182 204V205H181ZM190 204H192L193 206H192V208H191V205ZM207 204L210 206V208L212 209V208H214V215H213V212H211V210H210V208L207 206ZM216 204V205H215ZM241 204V205H240ZM251 204V205H250ZM149 205V206H150ZM184 205H185V207H184ZM224 205V206H223ZM239 205V206H238ZM176 206H178V207H176ZM188 206V207H187ZM203 206H204V210H205V212H206V214H207V212L209 213V210H210V213H209V218L211 219H209L208 218V216L206 215V217L204 216V210H202L201 211V209H203ZM207 208H206V207ZM217 206V207H216ZM227 206V207H226ZM250 206V207H249ZM129 207H131V206H129ZM128 207V208H129ZM176 207V208H175ZM184 207V211H183V208ZM190 207V208H189ZM197 207H198V210H200V212H197L198 210H197ZM239 207V208H238ZM242 207V208H241ZM157 208V209H156ZM158 208H159V210H158ZM186 208H188V209H186ZM217 208L219 209V211H217ZM241 208V209H240ZM163 210V212H162V214H160L161 213V210ZM229 209H231V211L229 210ZM240 209V210H239ZM235 210V212H233ZM237 210V211H236ZM130 211V210H129ZM129 211H128V214H129V216H130V218L133 216V223H135V226H134V224L132 223V222H129L130 221V218L128 219V220H126V222L125 223H127V224H129V227L126 229V232H125V235H123V233H122V235L124 236V238L121 236V238L124 240H126L127 241V238L130 240V243H129V240H128V242H125L124 243V241H123V243H124V248H122L123 247V243H121V247H120V249H122V250H124L125 251V248H126V253H128V254H130L131 256L132 255H134L136 258H135V263L134 264H147V263H152L153 262V260L154 259H156V257L158 256L157 254H154V255H152V256H150V257H145V258H142L141 257V252H143V251H145V248H149L150 246H151V243H149L150 241H152V239L153 238H151V239H149L148 238V236L151 234V233H149V232H147V233H145L144 231H142V229H141V227H139V223L143 220V218L141 217V215H139L140 216V218L142 219L140 222L138 221V215H131V213H129ZM173 211L175 212V213H173ZM179 213H181L182 212V214L180 215V214H178V212ZM248 211V212H247ZM131 212V211H130ZM169 212V213H168ZM187 212H189L188 214H186ZM163 213H166L165 215H163ZM171 213H173L172 215H170ZM191 213V214H190ZM218 214V216H217V214ZM225 213V214H224ZM133 214V213H132ZM168 214V215H167ZM224 214V215H223ZM231 214H232V216H231ZM237 216V215H239L240 216V218H238V220H239V222H242V223H238V222H235L236 223V225H235V229H231V227L227 224V221L225 220L226 218H228L227 216L228 215H230L231 217H236L235 215ZM163 215V216H162ZM166 215H167V217H166ZM200 216L199 218H197V216ZM212 215H213V217H212ZM216 215V216H215ZM226 215V216H225ZM234 215V216H233ZM160 216V217H159ZM168 216H170V217H168ZM176 216V221L174 222L173 221V218ZM186 218H185V217ZM190 216H192V218L190 217ZM0 264H43V250L41 249V248H37V246H35L34 244L32 245V240H34L35 239V237L34 236H30L31 237V239H30V237H29V235H26V236H28V237H26L25 238V235H23L24 236V239H22L23 237H21L22 235L21 234H23V233H19V232H17L16 230L14 231V229H13V232H15V234H13V232H12V228H11V232H10V228H7V230L5 231V229H6V226H8L9 227V224L8 225H6V223L5 222H7L8 223V221H10V216H6L7 218H4L3 216H1L0 215ZM163 217V218H162ZM173 217V218H172ZM178 217V218H177ZM182 217H184L185 218V220H184V218H182ZM214 217H215V219H214ZM217 217V218H216ZM219 217V218H218ZM135 218H136V220H135ZM140 218H139V220H140ZM165 218V219H164ZM180 218H181V220H180ZM201 218V219H200ZM206 218L207 219V221L205 222L204 221V219ZM212 218L214 219V220H212ZM233 218H230V221L233 219ZM251 218H252V221L253 222H251ZM156 219H158V220H156ZM175 219V218H174ZM177 219H179V220H177ZM186 219H187V221L188 222H190L189 223V226H188V229H189V231H188V229L185 231L184 229L185 228H187V222H186ZM264 219V218H263ZM131 220V221H132ZM169 220V221H168ZM182 220H184V221H182ZM138 221V222H137ZM172 221L174 222V224L172 223ZM195 221V222H194ZM198 221H201L200 223L198 222ZM211 221V222H210ZM214 221V222H213ZM216 221V222H215ZM226 222V223H223V222ZM247 221V222H246ZM182 222H184V223H182ZM186 222V223H185ZM197 222V223H196ZM220 222V223H219ZM257 222V223H256ZM4 223V224H3ZM134 226V227H132V225ZM163 224V225H161V224ZM203 223V224H202ZM212 223V224H211ZM217 224V225H215V226H213V224ZM3 224V225H2ZM167 224V225H166ZM176 224V225H175ZM183 224H185V225H183ZM193 224H194V227H193ZM131 225V226H130ZM170 225V226H169ZM172 225V226H171ZM178 225H179V227H178ZM182 225V226H181ZM202 225H203V227H202ZM222 227H221V226ZM182 227V228H181ZM185 227V228H184ZM192 228V231L195 229V233H193L192 231H191V228ZM212 227H213V229H212ZM224 227V228H223ZM230 227V228H229ZM238 227V228H237ZM5 228V229H4ZM168 228V229H167ZM197 228V229H196ZM200 228H201V230H200ZM206 228V229H205ZM227 228V229H226ZM1 229H3L2 231H1ZM9 229V230H8ZM128 229H133L134 230V232H133V230L131 231L130 230V232H129V230ZM158 229H159V231H158ZM180 231H179V230ZM182 229V230H181ZM242 229V230H241ZM168 230V231H167ZM185 231V235H183V237H181L182 236V234L184 233V231ZM197 230H198V232H197ZM204 230V231H203ZM223 230H225V231H223ZM228 230V231H227ZM137 231V232H136ZM166 231V232H165ZM173 231H175V232H173ZM187 231H188V233H187ZM208 232V233H206V232ZM201 232V233H200ZM209 232H210V234H209ZM216 232V233H215ZM256 232H258V233H256ZM144 233H145V235H144ZM172 235H170V234ZM177 233V234H176ZM179 233V234H178ZM191 235H190V234ZM225 233H226V235H225ZM228 233H231V234H228ZM244 233V234H243ZM250 233V234H249ZM25 234V233H24ZM135 238V240H134V238H132L131 239V235ZM137 234V235H136ZM167 234V238L165 239V235ZM174 234L176 235V236H174ZM189 234V235H188ZM209 234V235H208ZM216 234V235H215ZM247 234V235H246ZM249 234V235H248ZM144 235V236H143ZM188 235V236H187ZM193 235V236H192ZM256 235V236H255ZM258 235V236H257ZM136 236V237H135ZM139 236V237H138ZM194 237V239L192 238V237ZM196 236H197V238H196ZM230 236V237H229ZM21 237V238H20ZM33 237V238H32ZM179 237V238H178ZM189 239V241H188V239ZM189 237H191V238H189ZM204 237V238H203ZM217 237V238H216ZM234 238L233 240H235V241H232V238ZM250 237V238H249ZM253 239H252V238ZM258 237V238H257ZM16 238H18L19 240L21 239V246H20V249H19V247L18 246H15V243H16V241L15 240H17V245H20L19 243H18V239H16ZM199 238H200V240H199ZM213 238V239H212ZM257 238V239H256ZM191 239V240H190ZM212 239V240H211ZM231 240L232 242H234L235 243V245H234V243L232 244L231 243V241H229V242H227V240ZM25 240H29L30 241V245L28 244V243H24V241ZM162 240V239H161ZM177 240V242H175ZM207 240H208V242H207ZM15 241V242H14ZM135 243H134V242ZM137 241V242H136ZM149 241V242H148ZM226 241V242H225ZM133 242V243H132ZM148 242V243H147ZM173 242V243H172ZM175 242V243H174ZM201 243L200 245H201V247H200V245H198V243ZM219 242H221V243H219ZM5 243H7V245L5 244ZM140 243V244H139ZM142 243V244H141ZM169 243V244H170ZM178 243V244H177ZM185 243V244H184ZM219 243V244H218ZM223 243V244H222ZM3 244V245H2ZM27 244H28V248H26V246H27ZM127 244V245H126ZM131 244H134L133 245V247H132V245ZM193 245V247H195V248H192V245ZM209 244V245H208ZM214 244V247L216 248V249H214L213 247H212V245ZM217 244V245H216ZM232 244V245H231ZM236 244L238 245L237 247H236ZM142 245V246H141ZM206 245V246H205ZM234 245V246H233ZM255 245H257V247L255 246ZM260 245V246H259ZM6 246V247H5ZM126 246V247H125ZM129 246H130V251H128L129 250ZM137 246V247H136ZM184 246V247H183ZM210 246H211V248H210ZM217 246H218V248H217ZM228 246H232L230 249H228ZM5 247V248H4ZM17 247H18V250H16L17 249ZM21 247H23V248H21ZM33 247V248H32ZM172 247V246H171ZM171 247L169 246V248L171 249ZM187 247V248H186ZM198 247H200V248H198ZM221 247H222V251H220V249H221ZM32 248V249H31ZM173 248V247H172ZM176 248V247H175ZM196 248H198L197 250H195ZM213 248V249H212ZM235 249V255H237V256H235L234 255V249ZM257 248V249H256ZM27 249V250H26ZM182 249V250H181ZM187 249V250H186ZM203 249H205L204 250V253L205 252H207V254L205 253H203ZM229 251H228V250ZM232 249H233V252H232V254H231V252H230V250L232 251ZM239 250V252H238V250ZM132 250H133V252H132ZM185 250V251H184ZM218 250H219V252H218ZM225 250V252L223 253V251ZM40 251V252H39ZM197 251H199L200 253L202 252V256H200V255H198V253L199 252H197ZM217 253H216V252ZM258 251V252H259ZM132 252V253H131ZM194 252V253H193ZM196 252H197V254H196ZM213 252V253H212ZM215 252V253H214ZM186 253H189V254H186ZM192 253V254H191ZM229 253H230V256H229ZM240 253V254H239ZM125 254V253H124ZM172 254L174 255V253H173V251H172ZM212 254H214V255H217V257L215 256H213ZM224 254H226V255H224ZM39 255V256H38ZM171 255V254H170ZM182 255H186V257H190V258H184V256H182ZM188 255V256H187ZM228 255V256H227ZM234 255V256H233ZM240 255V256H239ZM247 255V256H246ZM204 256V257H203ZM206 256V257H205ZM155 257V258H154ZM244 257V258H243ZM196 258V259H195ZM202 258H204L203 260H202ZM206 258V259H205ZM217 258V259H216ZM225 258H226V260H225ZM229 258H232V259H230V261H228L229 260ZM234 258H236V259H234ZM185 259V260H184ZM197 260V261H196ZM205 260V261H204ZM216 260V261H215ZM225 260V261H224ZM239 260V261H238ZM157 261V260H156ZM172 260H165V261H160L159 262V264H161V262H162V264H173L172 262H171ZM187 261H189V262H187ZM199 261V263H197ZM201 261H203V262H201ZM223 261L225 262V263H223ZM235 261V262H234ZM257 263H258V261L257 260H255ZM264 260H262V261H260V262H263ZM209 262V263H208ZM232 262H234V263H232ZM237 262V263H236ZM248 262H245V264H248ZM154 263V262H153ZM156 263V262H155ZM175 263V262H174ZM157 264H158V262H157ZM178 264V263H177ZM217 264H219L218 262H217ZM240 264V263H239Z\"/></svg>",
    "mask_w": 264,
    "mask_h": 264
}]
</instances>
